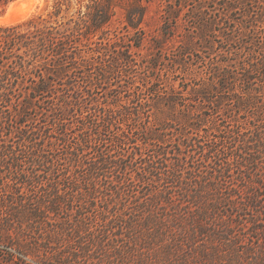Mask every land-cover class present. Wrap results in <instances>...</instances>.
I'll list each match as a JSON object with an SVG mask.
<instances>
[{"label":"trees","instance_id":"obj_1","mask_svg":"<svg viewBox=\"0 0 264 264\" xmlns=\"http://www.w3.org/2000/svg\"><path fill=\"white\" fill-rule=\"evenodd\" d=\"M13 1L0 0V7ZM153 5L160 11L164 35L175 30L182 20H194L192 31L197 30V36L187 33L180 46L184 55L194 53L196 38L209 51L207 59L202 58V67L198 63L185 64L180 58L173 60L181 66L188 86L184 93L175 83L163 91L162 98L169 109L178 106L188 112L183 116L190 118L192 107L197 110L209 106L214 112L227 105L236 106L240 112L264 107V0H53L46 15L0 25V106L12 105L14 99L20 103L15 109L16 124H0V193L9 191L5 198L7 217L3 219L7 227L28 232L44 229L60 241L68 237L67 241H139L169 236L171 241H182L176 242L177 246L185 245L175 264L184 261L183 255L203 254H197L196 241H229L235 245L238 235L234 227L240 223L264 230L260 223V216H264V117L259 125L245 126L235 112V124L223 135H215L212 143H205L201 130L212 117L201 109L197 119L185 123L197 134L188 135L182 128L180 132L185 137L171 151L161 132L137 126L133 134L138 130L147 145H153V141L155 146L149 149L141 169L134 164L135 146L126 151L123 145L131 143V132L121 128L114 137L106 134L114 124L123 122L126 113L135 120L137 104L123 107L127 111L114 110L113 114L94 96V88L98 83L115 85L111 80L115 82L117 76H136L142 85L146 84L136 73L132 54L144 44V24ZM118 9L122 10L123 24L114 27ZM236 24L241 25L238 35L233 33ZM249 36L251 39L246 40ZM256 38H260V45ZM219 41L228 45L218 48L215 42ZM158 43L154 41V45ZM158 47L163 49L164 44L161 42ZM155 58L156 61L146 63L148 69L156 68L158 57ZM74 70H81L85 78L72 74ZM135 79L131 83L138 89L141 86L135 85ZM43 94L54 104L47 110L52 123L46 120L31 126L26 123V109L36 96ZM86 99L90 100V108L76 120L84 129L71 144L70 118L75 115V107ZM58 106L61 112L56 116ZM93 106L99 114L88 121ZM54 109V113H49ZM171 114H167L170 119L179 118ZM166 124V129H174ZM10 128L13 136L7 133ZM46 140L52 142L49 144L54 153L46 148ZM105 140L111 141L116 150L101 148L99 144ZM221 141L223 153L226 150L233 156L228 161L220 157ZM197 150L202 152L203 160L188 164L189 156L194 157ZM90 151H94L91 157ZM239 157L242 161L237 168L249 183L241 188L235 184L224 187L229 180L226 178H232L231 165ZM134 165L139 182H154L141 195L135 193L134 183L124 177ZM31 182L36 183L39 193H33ZM170 182L180 183V193L171 191ZM100 201L103 203L99 206ZM127 203L133 207L125 209ZM165 203L171 206L169 217L153 212L157 205L166 208ZM232 207L252 208L255 214L234 223L229 216ZM165 218L172 221L170 226ZM2 225L0 221V230ZM118 250L122 257L123 251Z\"/></svg>","mask_w":264,"mask_h":264},{"label":"rangeland","instance_id":"obj_2","mask_svg":"<svg viewBox=\"0 0 264 264\" xmlns=\"http://www.w3.org/2000/svg\"><path fill=\"white\" fill-rule=\"evenodd\" d=\"M9 5L5 8L0 7V25L19 24L38 15H46L52 9L53 0H38L35 8L29 13L30 16L28 14L27 18L25 17L19 21L18 17L22 14L24 8H26V5L24 4L21 6L19 4L10 12ZM120 19H122V10L118 9L114 19V27L122 26L123 23ZM243 20L245 21V19ZM11 21L14 22L11 23ZM162 23L163 20L158 7L156 5L151 6L147 20L144 24L146 28V38L144 40V44L140 49L134 50V53L132 54L133 64L137 70L136 73L145 79V85L141 84L139 77L135 79L136 76H133L132 78L123 76L122 79L117 76L115 82L114 79L111 80L112 83H115V85L107 86V84L98 83L99 86L94 88L93 91L94 96H96L99 101L104 103V106L107 107L105 110L113 114L114 110L117 113L121 112V110L127 111V109L123 107L129 104L130 106L137 104L134 111L138 112V115L135 116V120H133V118L126 113V116H123V122L120 124H114L110 131H107L106 134L113 136L115 132L120 131L121 128H124L126 131H130L132 134L131 143L123 145L126 147V151H131L133 149L132 145L135 146V155H132L137 158L134 164H137L139 167H143L145 165V157H147L148 151H150L149 149L153 150L155 149V146L153 147V141H151L153 145L150 143L147 145L144 141V136H142L138 130L133 134V130L136 129L137 126L142 127V129H146L147 126H149L150 130H155L159 133L161 132L166 139H168L165 145L168 148V151H171L177 145H175V143L185 137L180 132L182 128L188 135L197 134V130L195 128H192L190 125L185 123L190 119L191 121L197 119V115H200L202 112L201 109L206 112L208 116L210 114L209 117H212V119H207L205 125L203 126L204 128L201 130V132L204 133L203 135H205L202 137V140L205 143H212L211 140L216 138L215 135H223L232 127L233 124H235V112L239 114L240 120L244 121L245 126L246 124L247 126L259 125L260 118L263 120L264 117V107L255 110L252 108H248L246 110L243 109L241 112L236 106L232 107L229 105H227V108L221 107L218 112L212 111L209 106L204 108L199 107L197 110L192 107V111L189 114L190 118L184 117L183 114H188V112L184 113L178 106L174 107V109H169L168 104H165L164 99L162 98L163 91L168 90L172 83H175V85L178 86L177 88L182 93L186 92L185 89L188 86V80L185 79V75L181 71V66L176 64L173 60L175 58H180L185 64L194 63L197 65L198 63V65L202 67V58L205 57L207 59L209 51L206 48H202L203 42H201V39L196 38L197 43L196 48L193 49L194 53L184 55L182 52L181 45H183V42L186 41L188 35L187 33H191L195 37L197 36V30L192 31V29H194L192 26L194 24V20L192 18L188 21L182 20L176 29L170 30V33L167 35L163 34V29L161 27ZM245 24L249 25V23ZM240 26V24H236L233 27L235 29L233 32L235 35H238ZM213 38L216 40L221 39L220 36H213ZM250 39V36L246 38V40ZM155 40L159 41L158 45L162 42L164 44V48L162 49L158 47V45H154ZM256 43L260 45V38H256ZM215 44L218 48L221 45H223V47L228 45L225 42L220 41L215 42ZM234 46L239 47L241 45L239 43L235 45L234 43ZM215 50L217 51V49ZM155 57H158L157 66L156 68L150 70L145 65L150 60L156 61ZM222 58L225 57L222 56ZM138 63L141 65H138ZM72 74L80 77V79L85 78L83 77L84 73L81 70H74ZM187 76V79H189V75ZM132 79L133 81L134 79L136 80L135 85L139 84L141 87L138 89L136 87L134 88V83H131ZM140 101L143 102L140 104ZM89 102L90 100L86 99V101L77 105L74 110V120L73 118H70L73 122V126L69 130L71 133L68 135L71 144H75L78 140L77 137H80L79 134L84 129V126L76 120L79 115L84 114L90 108ZM11 104L12 105H6V103H3V105L0 106V124L2 122L4 123V121L12 123L11 125L16 124L18 116H16L15 109L19 108L20 103L18 99H14ZM53 106V101L49 99L46 94L36 96V99L32 101V105L26 109L28 115L25 116V118H27L26 123L31 126L41 125L46 120H50L52 123V116L47 113V110H51ZM54 111L55 109L53 112L49 113H54ZM60 112L61 111L58 106L55 111L56 116H58ZM100 112V114H102L104 109ZM95 113H98V110L95 111V107L93 106L89 116H91V114L93 115L88 121L95 117ZM171 113H173L175 117L179 116V118L176 120L170 119L167 114L172 115ZM257 114L259 115L254 119L253 116ZM166 123H170L174 129H166ZM11 129L12 128H10L7 133L13 136L14 133L11 132ZM214 129L218 130L214 131ZM249 132L250 130L248 133ZM2 133V126H0V139L2 138ZM85 133L87 134V131H85ZM46 141L47 142H44L46 144V148L49 149L50 152L54 153L55 150L50 147L52 142L48 140ZM105 141L100 142L99 145L102 146L101 148L116 150L113 147L115 145H111V141ZM223 143L224 141L218 143V147L221 149L222 153L220 157L228 161L229 159H232L233 156L226 150L225 153H223L222 146L221 148L219 146ZM183 150L187 153H191L188 148H183ZM93 155L94 151H90L88 153L89 157ZM169 155L173 154L169 153ZM234 155L237 156L238 154L234 153ZM191 157L192 156H189L188 162V164L191 165H193L194 162L203 160V154L198 150L195 152L194 157ZM173 158L176 157L174 156ZM239 158L240 160L236 159L231 165L232 178L230 179V177H227L226 179L229 178V180H226L225 183L222 180L225 184L224 187L235 184L238 188H241L242 185H247V183H249L244 181L241 176L242 172L240 168H237V163L242 161V157ZM135 165L126 170L124 177L130 179V183H134L133 188L135 193L141 195V192L146 191L152 183L154 184V182L151 184H143L139 182L137 180L136 171L134 170ZM31 184L33 193H39L37 191L38 187H36V183L31 182ZM169 184L172 185L171 191L173 193H180L181 188L179 186V182H170ZM154 186L159 187L160 185L155 184ZM17 190L18 189L16 188V191ZM7 193H9V191H3L0 193V221L3 223L2 229L0 230V264H61V262L63 264H172V262L174 263L176 259H180L181 256L177 257V255L178 253L183 252L180 249L185 247V245L177 246L176 242L182 243V241H171L169 236H165L164 238L157 240H146L142 238L139 241H74V239L72 241H67L70 238L68 237L66 241H60L59 237H51L50 235H47L44 229L43 231H39L40 228H38L37 231L31 232L23 231L22 228L17 227L13 229V227H7L3 222V219L7 217V202L5 201ZM140 199L144 198L140 197ZM102 203L103 201H100L99 206L102 205ZM165 206L166 208H162L164 207L163 204L159 205V207L157 205L154 207L153 212L156 213V211H158L161 216L169 217L170 215L168 213L171 210V206L166 203ZM132 207L133 204L127 203V207L125 209ZM221 209L224 210L223 213L226 212L225 207H221ZM94 211L97 213L98 209H95ZM229 211H231L230 208ZM254 214L255 210L252 208L242 210L232 207V213L229 216L233 219L234 223H236L237 221L239 222V219L242 218L245 221V219L253 217ZM261 217L263 219H261ZM166 221L167 226L172 224V221L167 219ZM260 223L264 228V216H260ZM4 228L6 229L4 230ZM234 233L238 235L236 236L238 237V241H236L235 245H232L229 241H196V245L198 246L197 254H203L198 256H196V254L183 255L184 261L179 264H264V230L261 231L260 229H256V227H250L248 223L244 224L243 222L234 227ZM42 234L43 236H41ZM101 247L105 248V250L102 251ZM118 249L123 251L124 255H122V257L119 256ZM203 249H205L207 253Z\"/></svg>","mask_w":264,"mask_h":264},{"label":"bare ground","instance_id":"obj_3","mask_svg":"<svg viewBox=\"0 0 264 264\" xmlns=\"http://www.w3.org/2000/svg\"><path fill=\"white\" fill-rule=\"evenodd\" d=\"M37 1L38 0H15V1L11 2L9 5V12L12 11L17 5L20 4L21 6H23L25 4L26 8H24V10L22 11V14L19 15V17H18L19 18L18 21L22 20L23 18L28 17L27 15L35 8ZM29 16H30V14H29ZM12 22H14V21H11V23Z\"/></svg>","mask_w":264,"mask_h":264}]
</instances>
